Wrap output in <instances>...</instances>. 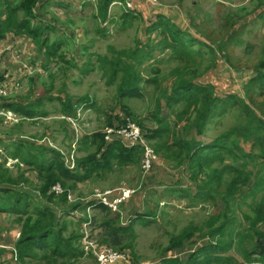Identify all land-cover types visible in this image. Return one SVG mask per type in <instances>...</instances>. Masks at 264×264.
Segmentation results:
<instances>
[{"label":"trees","instance_id":"1","mask_svg":"<svg viewBox=\"0 0 264 264\" xmlns=\"http://www.w3.org/2000/svg\"><path fill=\"white\" fill-rule=\"evenodd\" d=\"M42 1L0 0V39L6 38L9 34L16 37H27L32 49L33 60L41 61L44 58L45 62L41 66L47 67L52 61L65 60L64 51L66 49H63L62 46L66 44V41L61 38L51 39L50 34L57 31L51 23L58 22V20H56L57 16L52 14L50 23L36 13L39 7L43 8V11L48 7L49 2L45 1L41 4ZM110 1L98 0L94 18L101 22L109 20ZM49 14H51L50 11ZM262 14H264L263 1L258 3L254 14H247L243 17L231 14L228 25L223 26L227 31V36L226 38L224 36L225 40L217 45L212 36L199 31L202 37L210 43L212 42L209 45L196 36L182 31L163 16H157L151 21L143 20L141 14L131 12L126 3V13L121 17L124 20L119 23L118 27L121 29L126 27V30L136 27L134 21L139 18L145 27L144 33L150 41L142 44L138 39L139 44L127 51L117 52L114 50L110 52L111 56H97L107 85H117L119 98L144 99L146 92L144 93L141 87L142 82L156 84L154 94L157 95V98L152 114V119L156 121V128H147L134 114L126 111V106H124V114L116 116L115 119H112L111 116L108 117L107 129L116 127V124L126 128L129 122L139 126L146 141L158 157L172 163L177 170L181 168L188 170L191 186L197 185L198 187L193 201L201 202L211 199V204L219 209L224 207L226 211L232 204H237L239 199L246 197L243 194L246 187H248L247 196L253 195L255 199L251 200V204L248 206L250 213L244 212L241 217L240 227L243 228L241 231L236 233L237 227L234 222L223 221L218 227H215V223L226 216L211 215L200 227L191 225L180 233L171 235L168 246L162 250L161 263L180 264L178 257H165L164 255L172 254L173 251L181 249L186 244L193 245L192 241L195 238L198 240L207 238L208 245L195 251L187 264H238L233 254L235 241L240 242L237 251L242 253L246 262L250 264L264 263V230H262L264 227V171L258 167L247 171L245 164L246 160L253 159L254 153H247L238 140L231 138L230 133L223 134L209 144H204L197 138L188 139L191 129H196L198 135L202 136L215 114L226 113L229 108H237L245 116L246 122L242 126L234 128L232 133L241 138L242 142H251L252 148L258 150L255 157L261 158L264 162V102L261 103L254 97V92L258 90L259 96L264 99V61L256 66V76L245 84L244 97L236 93L218 95L214 84L204 83V73L198 68L194 69L192 74L193 77L198 75L202 82L194 84L190 80L183 79L180 70L172 72L173 76L166 82L165 77H162L159 82L155 75H148L142 80L137 66L143 65L145 61L155 57L153 44L156 41L152 37L156 35L160 37L156 43L157 46H161L158 49L159 53L170 49L180 61L186 63L190 59V54H188L190 41L184 36L192 37L195 43L206 45L212 52L211 54H214V66L218 54L224 60L226 59L225 54H229L230 42L234 40V35L237 32L235 26L243 28L248 24L246 21H249V18L260 17ZM110 22L114 24L115 19L110 18ZM103 31L108 30L104 29ZM240 43L238 41L237 44ZM85 52L82 46L79 53ZM198 54L202 57L201 53ZM68 63L72 64L70 61ZM88 66L90 67V60L86 68ZM72 67H77V65L73 63L65 69ZM30 69H32V74L29 77L34 76L35 70L28 65L21 68L23 76H28ZM152 72L157 74L159 70L154 68ZM119 74H123L121 79ZM0 79L2 80L1 76ZM162 81L165 83L163 84ZM63 86L65 85L62 84ZM60 94L65 93L60 91ZM12 95L9 92L7 96L0 97V111H14L29 121L37 119L38 111H36L34 103L23 106L20 102L17 103L14 99L9 98ZM89 99L88 96H84L75 101L74 97L65 94L63 100L58 96L57 100L61 105L60 114L63 119L72 118L71 126L75 128V122L80 121L78 117V114L81 115L80 110L85 106L90 107ZM162 105L165 107L181 106V109L176 112L172 125L165 116L161 117ZM79 106L81 107L78 109ZM19 123L13 125L12 131L15 130L10 134L14 133V136L24 138L21 135L22 132L19 131L21 128ZM19 138L9 142L8 145H0V149L3 151V154L0 153V213L19 214L15 216V223L19 230L15 249L20 261L22 263L28 261L32 264L78 263L80 258L85 255L84 234L69 229L81 227V224L92 220L94 225H98L93 230L102 229L104 231V234H97L99 244L106 245L117 252L125 253L126 251V254L131 251L133 256L130 255L137 263L134 247L136 237L134 224H147V218L154 216V211H149L146 214H140L139 211L133 212L137 214L136 218L124 226L121 224V213L113 215L108 206L96 201H88L87 197L81 193L72 203L68 196L71 192L78 190V183L89 179L93 170L101 172L110 170L114 165H140L144 156V148L141 145L129 148L125 145L124 139L123 144L119 139L107 140L106 135L101 132L86 133L78 139V152H85L86 155L76 159L72 158L74 167L70 168L66 164L64 153L60 150L42 145L41 142H37L33 138H30L31 142L18 140ZM2 141L3 138L0 139V144ZM12 144L14 150L11 152L9 146ZM6 154L18 159L20 164L26 165V170L21 171L20 166L16 165L20 171L14 176L10 170L5 168ZM158 169L159 166L155 161L147 176L150 180L149 184L154 183L152 181H155L154 177L157 175ZM29 170L35 175L36 181H38L37 186L28 178L27 171ZM81 170H84L85 173L82 174ZM227 174H231L228 180ZM165 179L157 182L158 185L164 183ZM57 184L63 188L60 195L52 192V188ZM28 187L33 188L29 190ZM32 191L38 196L32 195ZM259 193L263 195L258 199ZM135 194L118 205V212H123L125 203L128 210L129 206L136 201L135 197L138 195ZM42 201L46 202V205H43ZM33 206L34 208H32ZM89 207H94V210H99L101 214L89 217L87 214ZM76 211H85V216L73 224V227H70L71 224L67 219ZM205 229L208 231L202 232ZM66 232L67 235H65ZM197 233L200 234L196 235ZM247 246L251 247L247 248Z\"/></svg>","mask_w":264,"mask_h":264},{"label":"rangeland","instance_id":"2","mask_svg":"<svg viewBox=\"0 0 264 264\" xmlns=\"http://www.w3.org/2000/svg\"><path fill=\"white\" fill-rule=\"evenodd\" d=\"M61 1L65 2L66 6L55 7V5H52L50 7V10H54L57 16L56 20H58V22L51 23L57 31L51 33L50 37L51 39L61 38L66 41V44L62 46L63 49H66L64 51L65 60L52 61L47 67H44L41 66L45 62L44 58L41 61H35L32 57L30 60L29 57L26 60L25 56H23L24 60L16 58V61H13L15 68L28 65L35 70V75L29 77L32 74V69H30L28 76H23L19 84L16 83L15 87H10L9 92L13 95L9 98L16 100L20 98V103L35 104V109L38 110L37 119L22 122L19 131L25 135V138H34L41 142L42 145L60 150L64 153L67 166L71 168L74 166L72 158L76 159L86 155L85 152H78V139L80 136H84L86 133L103 131L107 126L109 116L115 119L116 116L125 113L123 110L124 106H126V111L134 114L147 128H156V121L152 119V114L155 109L157 95L154 94V86L156 84H148L143 81L141 87L144 93L146 92L144 99L126 100V98H119L117 86L110 87L107 85L100 63L97 60V56H111L110 52L114 50L117 52L127 51L129 48L139 44L138 39L146 38L144 27L140 28L142 22L139 18L134 21L136 27H131L128 30L124 27L122 30L118 27L122 19L119 16L115 19L114 24L110 21L101 22L94 18L97 12L94 0ZM261 1L264 2V0H140L143 6L159 7L156 4L162 2L165 7H174L176 11V15H173L174 22L186 31L188 28L192 35L209 45L212 42L210 43L206 38L202 37L201 31L212 36L217 45L225 40L227 36V31L223 26L228 25L230 15L238 14L243 17L247 14H254V10ZM130 7H132V4L128 6V8ZM154 12H156L155 9L149 11V14L154 16ZM52 14L49 15L52 16ZM110 14H113V12ZM50 16L46 18L47 21H51ZM246 23L248 24L243 28L235 26L237 32L234 35V40L230 42L229 54H225V60L218 54L214 66V54H211L212 52L208 50L206 45L200 42V44L195 43L192 37L184 36L190 41L188 47L190 59L186 63L180 61L170 49L164 50V53H159L158 49L161 46H157L156 43L160 37L156 35L152 37L156 41H154V44L152 43L155 49V57L145 61L143 65L137 66V71L142 76V80L148 75H155L159 82H161L162 77H165L166 82L173 76V71L180 70L183 79L197 84L202 82V79L198 75L193 77L192 71L198 68L204 73V83L210 82L214 84L218 95L236 93L244 97L245 84L256 76V66L264 61V14L253 19L249 18ZM104 29L108 31L104 32ZM146 40L150 41L149 38ZM238 41L241 43L237 44ZM82 46L86 51L85 53H79V49ZM198 53H201L202 57ZM13 54L16 55L15 53ZM89 60L90 67L86 68ZM68 61L72 62V64L75 63L77 67L65 69V67L72 65ZM154 68L159 70L157 74L152 72ZM18 74L22 76L21 68ZM51 75H53V78H51ZM122 76L123 74H119L120 79ZM18 79L17 77L15 81ZM165 82L162 81L163 84ZM62 84L65 86L62 87ZM60 91H64L65 94L74 97L75 101L84 96L90 98V107L87 108L85 106L80 110L81 115L78 114L80 121L75 122V128L71 126L72 118L62 119L60 108H55L59 105L57 97L59 96L63 100L65 98V94H60ZM254 97L261 103L264 102V99L259 96L258 90L254 92ZM49 104H51L50 107ZM162 108L161 117L165 116L172 125L176 112L181 109V106L165 107L162 105ZM245 122V116L237 108H229L226 113L220 112L212 117L202 136L198 135L196 129H191L188 139L197 138L200 142L209 144L223 134L230 133L231 138L238 140L247 153H254L253 159L245 161L247 171H251L255 167L264 171L263 160L255 157L258 154V150L252 148L251 142H242L241 138L232 133L234 128L242 126ZM11 125H8L9 127L3 126L0 128V132L7 129L9 131L8 134H10L13 129ZM8 162L13 165L17 161L8 160ZM156 165L159 166V169L154 177L155 181H152L154 183L151 184H149L150 180L147 177L149 174H143L141 165H133L123 169H119V166L114 165L112 172L108 169L101 172L93 170L89 179L78 183V190L71 192L68 199L71 203L75 202L79 196L78 194L81 193L87 197L88 201H91L94 200L95 195L99 191L103 192L111 189L119 191L122 188L132 190L135 187L133 189L136 193L135 195H140L139 200L136 202L139 213L155 212L154 216L147 218V224H134L136 236L134 247L138 264H161L162 250L169 244L171 235L178 234L191 225L200 227L211 215L226 216L217 221L215 227L226 221L228 223L234 222L237 231L243 229L240 227L241 217L244 212L250 213L248 206L251 204V200H255L253 195L247 196L248 187L243 190L245 192L243 194L246 197L239 199L237 204H232L225 211L224 207L219 209L211 204V199L202 200L201 202L193 201L198 192V187L197 185L191 186L188 170L184 168L175 169L172 163L164 161L157 154ZM22 168L26 169L27 167L22 165ZM12 169V174L15 176L21 170V167L20 170L14 166ZM81 173L84 174L85 171L81 170ZM27 176L37 186L38 181H36L35 175L30 170L27 171ZM230 176L231 174H227V180ZM163 179H165L164 183L158 185L159 183L157 182ZM127 184L131 187H125ZM31 188L28 187L29 190ZM31 194L38 196L34 191ZM262 195L259 193L257 198L259 199ZM45 203L42 201L43 205H46ZM123 211H127V209L125 208ZM87 214L89 217H93L101 213L99 210H94V207H89L87 208ZM84 216L85 211L74 212L69 221L70 227H73V224H76ZM136 216L137 214L135 213L126 212V219H124L126 221H123L124 225H128ZM15 226H12L13 228L11 229L13 230ZM96 226L98 225H94L93 221L90 220V222L84 223L83 227L86 228V232L90 235L91 230L97 228ZM7 229L8 237H10L14 230L9 231V226ZM207 231L205 229L202 232ZM198 234L200 233L196 235ZM95 241L97 242V240ZM192 242H194L192 247V244L184 246L185 251L193 247L199 249L208 245L207 240L201 241L197 238ZM250 247L247 246V248ZM173 252L164 256H173ZM128 253L133 256L131 251ZM131 255L126 254L127 260L129 264H135ZM119 263L124 264V261Z\"/></svg>","mask_w":264,"mask_h":264},{"label":"crops","instance_id":"3","mask_svg":"<svg viewBox=\"0 0 264 264\" xmlns=\"http://www.w3.org/2000/svg\"><path fill=\"white\" fill-rule=\"evenodd\" d=\"M45 1L49 2L48 3V7H46L45 11H43V8H40V7L36 10V13L39 14L40 17H43L42 19L45 20V21H47L46 18L48 16H50L49 15V11H50V13H53L55 15L54 10H50V7L52 5H55V7L66 6L65 2H63L61 0H43L41 4H43ZM96 3L98 4V0H94L95 8L97 7ZM126 3H127V8H128V6L130 4H132V7L128 8V9L131 10V12H134V13H138L139 12L141 14V16L143 17V20H147L148 19L149 21H151V20H154L157 16H163L164 18L168 19L172 24H174L176 27L180 28L182 31H184V32H186L188 34L190 33L192 35V33L188 30V28H187V31H186L185 29L181 28L176 22H174L173 15H176V11L174 10V7H165L162 2H160L159 4H156L159 7H151L149 5L143 6V4H142V2H140V0H111L110 1V6L108 8V17H109V19L112 17L113 20H114V19H117L118 16L121 18L122 15L124 13H126ZM164 7H165V9H164ZM153 9L156 10V12H154V14H155L154 16L149 14V11H151ZM111 12H113V14H110ZM45 13H48V14H45ZM123 20L124 19L122 18L121 19V23L123 22ZM48 22L51 23V21H48ZM140 28H143V25L140 26ZM145 36H146V38H141L142 41L140 40L142 42V44L147 42L146 39L149 38L147 35H145ZM192 36H194V35H192ZM28 40L29 39L27 37H24V36L16 37V36L11 35V34H9L4 39H0V50H1V53L3 54L0 57V76L2 77V80H1L2 83L8 88V90L10 89V87H15L16 83L19 84L21 82L20 81L21 78L23 77V74H22V76H20L18 74V72H19L20 68H22V66H18L17 68H15L13 61H16V58H19V60H24L23 56L26 57V60L29 57V60H30L31 57L33 56L32 49H31V47L29 45ZM13 53H15L16 55H14ZM17 69H18V72H17ZM17 77L19 79L15 81V79ZM115 86H117V85L115 84V85L110 86V87H115ZM16 93H18V92H16ZM14 100L17 101V103L21 101L20 98H17V100L16 99H14ZM21 104L23 106H27L29 103L28 102H21ZM58 104L59 105L56 106L55 108H61L60 103H58ZM50 106H51V104H49V107ZM36 111H38V110H36ZM13 113L16 114L17 116H19L22 119V121L19 124H21L24 121H29V120L25 119L22 115L17 114L14 111H13ZM47 118H45V119H47ZM8 125H11V124H7L6 125L4 123V119L2 117H0V128H2L3 126L4 127H9ZM14 125H16V124H14ZM60 126H61V123H60ZM11 127H13V125H11ZM8 133H9V131L7 129L6 130L4 129L3 131L0 132V139L3 138V141L1 142L0 145H3V144H7L8 145L9 142L14 141L15 139L19 138V137L14 136L13 134H8ZM21 135H23L24 138H19L18 140H25L27 142H29V141L31 142L32 141L31 137L25 138V135L23 133ZM13 138H15V139H13ZM115 139H117V138H115ZM9 150L11 152L14 150L13 149V144L11 146H9ZM6 157H7V163H8V160L17 161V163L13 164V165H8L7 163H5V168L10 170L11 172L13 171V169H12L13 166L18 169V167L16 165H19L21 167V171L26 170V169L22 168L23 164H20L18 159H14L13 157L9 156L8 154H6ZM140 165H141V162H140ZM130 166H128V165H121L120 166L119 165L118 168L119 169H123L125 167L127 168V167H130ZM113 170H114V168H111L110 172H112ZM138 185H139V183H138ZM125 187L130 188L131 186L127 184V185H125ZM117 197H118V194L117 195L116 194L112 195L110 197V201L115 200ZM135 198H136V201L129 206V208L127 210L128 213H130V212L133 213V212L138 211V208L136 206V202L139 200L140 195L136 196ZM123 208L124 209L126 208V203L124 204ZM118 213H121V224L124 225L123 221H126V220H124V219H126V211H123V212H118V210L117 211H112L113 215H116ZM17 215H19V214L0 213V264H32V263H29L28 261L25 262V263H22L20 261L19 257H18V253H17V251L15 249V244H16V242L18 240V237H19V230H18L17 224L15 223V216H17ZM6 219H8V220H6ZM70 219H71V216L67 220L70 221ZM14 225H16V226L13 229L14 230L13 231L11 228H13L12 226H14ZM8 226L10 228L9 231H13V234H11L10 237H8V234H7V230H8L7 227ZM83 226H84V223L81 224V227H78V228H75V229H69V230H75L76 232H80V233L84 234V237H83V248H84V251H85V255H84V257H81L80 261L78 263H76V264H96V259H95L94 255H93L92 251L86 250L85 246H86V243L88 241H94L100 247L106 246V245H103V244H99V241H98L99 239L97 237L98 233L99 234H104V231L102 229H99V230L98 229L97 230H93L92 229L91 230V234L88 235V233L86 232V228H84ZM262 230H264V227L262 228ZM238 232H239V230L236 233H238ZM65 235H67V232L65 233ZM95 240H97V242ZM203 240H208V239L205 238ZM203 240H201V241H203ZM235 242H236L235 243V250H234L233 254L235 256V259L237 260V263L238 264H250V263H248V262H246L244 260L242 253L237 251V246H238V243L240 244V242H237V241H235ZM192 246L193 245H191V247ZM197 250H198L197 248L193 247V248L189 249L188 251H185L184 247H182L181 249H176L173 252V256L172 257H175V258L178 257V259L180 261V264H187L189 262V259L191 258V255ZM183 252H184V254H183ZM125 253H126V251H125ZM127 254L130 255L128 252H127ZM32 262H34V261H32ZM124 264H129V263H124ZM135 264H138V263H135ZM161 264H164V262H162ZM255 264H257V263H255Z\"/></svg>","mask_w":264,"mask_h":264},{"label":"built area","instance_id":"4","mask_svg":"<svg viewBox=\"0 0 264 264\" xmlns=\"http://www.w3.org/2000/svg\"><path fill=\"white\" fill-rule=\"evenodd\" d=\"M8 94V88L0 81V97H5ZM0 116L4 118L5 124H16L19 122V118L11 111H1ZM106 134L108 135V139L114 135H117L118 137L122 136L124 139H126L130 148L141 145L144 148V156L141 162V168L143 174H149L150 170L152 169L153 163L156 161V154L154 150L147 144L146 140L142 136L140 129L136 125L129 124L126 128L121 130L119 128L107 129ZM0 153L3 154V151L1 149ZM16 163L17 162H15L14 164ZM8 165H10L9 162ZM52 192H55L56 195H60L63 192V188L60 184H57L52 188ZM133 193V190H128L125 188H122L119 191H99L95 195L94 200H96V202L98 203H102L103 205L110 207L113 211H117L118 205L127 200ZM114 194H118V197L115 200L110 201V197ZM85 248L88 251H92L96 259V264H120L119 262L121 261H124V263H129L125 253L117 252L107 246L100 247L94 241H88Z\"/></svg>","mask_w":264,"mask_h":264},{"label":"clouds","instance_id":"5","mask_svg":"<svg viewBox=\"0 0 264 264\" xmlns=\"http://www.w3.org/2000/svg\"><path fill=\"white\" fill-rule=\"evenodd\" d=\"M110 21V19L107 21V22H109ZM0 81H1V79H0ZM2 82V81H1ZM1 112V111H0ZM12 112V111H11ZM16 115V114H15ZM17 116V115H16ZM18 117V116H17ZM19 118V122H21L22 121V119L20 118V117H18ZM4 119V118H3ZM62 119H63V117H62ZM18 122V123H19ZM5 123V122H4ZM18 123H16V124H18ZM129 124H134V125H136L135 123H133V122H129L128 123V125ZM7 125V124H6ZM14 125V124H13ZM127 125V126H128ZM126 126V127H127ZM137 126V125H136ZM139 129H140V127L139 126H137ZM114 128H119L120 130L121 129H124L123 127H121L120 125H118V124H116V127H114ZM110 129H112V128H110ZM106 130H107V128H105L103 131H101V133H103L104 135H106V138L108 137V135L106 134ZM140 131H141V129H140ZM142 133V132H141ZM142 136H143V138L145 139V137H144V135L142 134ZM115 138H117V139H119L121 142H122V144H123V137L121 136V137H118L117 135H114V136H112L111 138H107V140H110V141H112V140H114ZM125 140V145L127 146V147H129V144H128V142L126 141V139H124ZM146 140V139H145ZM147 142V141H146ZM147 144L149 145V143L147 142ZM150 146V145H149ZM135 147V146H134ZM151 147V146H150ZM130 148V147H129ZM152 148V147H151ZM154 150V149H153ZM155 152V151H154ZM156 154V153H155ZM74 166H72L71 168H73ZM111 190H115V189H111ZM133 190V189H132ZM135 194V192L131 195V196H133ZM130 196V197H131ZM129 197V198H130ZM128 198V199H129ZM92 201H96V200H92ZM98 203V202H97ZM110 208V207H109ZM112 210V209H111ZM113 211V210H112ZM124 226H126V224L124 225ZM126 254V253H125Z\"/></svg>","mask_w":264,"mask_h":264}]
</instances>
